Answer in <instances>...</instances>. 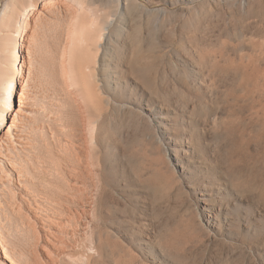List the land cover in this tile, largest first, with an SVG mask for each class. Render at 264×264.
<instances>
[{"label": "rangeland", "instance_id": "obj_1", "mask_svg": "<svg viewBox=\"0 0 264 264\" xmlns=\"http://www.w3.org/2000/svg\"><path fill=\"white\" fill-rule=\"evenodd\" d=\"M104 1L115 19L129 10L120 54L149 48L151 68L124 78L126 103L107 117L105 202L100 189L92 204L104 254L76 235L90 257L56 264H264V98L229 96L252 59L264 67V0Z\"/></svg>", "mask_w": 264, "mask_h": 264}, {"label": "bare ground", "instance_id": "obj_2", "mask_svg": "<svg viewBox=\"0 0 264 264\" xmlns=\"http://www.w3.org/2000/svg\"><path fill=\"white\" fill-rule=\"evenodd\" d=\"M110 8L104 0H8L0 8V264L103 253V214L96 222L92 204L101 189L102 207L107 186V117L125 102L124 78L151 68L149 48L132 43V57L120 54L129 10L115 19ZM240 80L230 101L261 102L264 67L252 59ZM76 235L94 239L86 254L72 247ZM17 237L30 253L18 252Z\"/></svg>", "mask_w": 264, "mask_h": 264}]
</instances>
